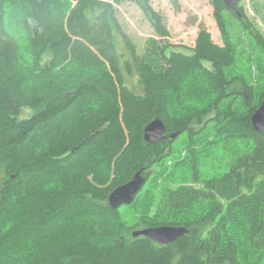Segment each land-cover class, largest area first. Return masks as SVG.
<instances>
[{
	"label": "trees",
	"instance_id": "obj_1",
	"mask_svg": "<svg viewBox=\"0 0 264 264\" xmlns=\"http://www.w3.org/2000/svg\"><path fill=\"white\" fill-rule=\"evenodd\" d=\"M158 1L0 0V264H264V133L251 125L264 30L244 5L210 0L223 45L200 28L179 46ZM126 2L153 31L141 50L117 16ZM67 18L82 37L71 49ZM155 120L166 138L150 145ZM186 133L183 152L171 136ZM142 169L130 224L109 197ZM167 225L188 233L133 237Z\"/></svg>",
	"mask_w": 264,
	"mask_h": 264
},
{
	"label": "rangeland",
	"instance_id": "obj_2",
	"mask_svg": "<svg viewBox=\"0 0 264 264\" xmlns=\"http://www.w3.org/2000/svg\"><path fill=\"white\" fill-rule=\"evenodd\" d=\"M41 1L44 2L43 5H55L63 0ZM175 3V0H162L160 3L159 1L157 2V6H160L162 10H165L167 25L170 29L171 36L169 41L171 43L189 48L194 47L200 28H206L211 33L214 42L220 46L223 45L221 33L213 16V7L210 0H178L177 3L180 7L179 10H177L176 6H174ZM242 5H244L246 12L257 24V26L264 30V1L239 0L237 6ZM117 16L119 17L120 23L122 24L125 32H127L132 37L138 50L143 49L145 41L152 37L153 31L150 30L148 22L144 19V16L138 7L132 3L126 2L124 5L118 8ZM64 23L67 39L69 38L71 43L68 49H71L76 42H79V40L82 39V37L79 34V36H74L73 32L69 30V27L66 25V23H68V18L64 20ZM121 42L123 43V41L119 38L117 41V48L119 53L122 55L124 54L127 58L128 56L123 46L124 43L122 44ZM95 46L96 44H91L92 51L89 52L92 53ZM100 51V49H96L94 54L106 63L109 73L112 76H115L114 67L108 60H104ZM181 51L186 52L185 50ZM110 59H112V56H110ZM126 83L137 93H141L143 90L141 88L139 79L135 74L134 76H127ZM28 115V112L25 111L24 116ZM186 139L187 133L181 135L176 142L175 145L179 144L180 147L178 149L180 151L183 150L184 152L187 149L188 146ZM222 151L224 152V149ZM225 156L228 157L229 154H226ZM226 162H228V160L223 163L225 164ZM199 171L201 173L200 169ZM123 207L130 206H122L120 209L123 213L124 220L131 224L132 221L126 215V213H124L125 210Z\"/></svg>",
	"mask_w": 264,
	"mask_h": 264
},
{
	"label": "water",
	"instance_id": "obj_3",
	"mask_svg": "<svg viewBox=\"0 0 264 264\" xmlns=\"http://www.w3.org/2000/svg\"><path fill=\"white\" fill-rule=\"evenodd\" d=\"M231 6H234L239 0H226ZM253 128L264 133V104L259 111L255 112L251 118ZM165 126L161 120H155L146 129L144 138L150 145L160 141L162 134L165 132ZM144 170L138 171L131 178L130 182L116 191L112 192L109 199V206L113 210H118L122 205H129L133 202L136 192L139 191L147 182V177L143 176ZM150 175V174H149ZM188 230L185 227L164 226L146 229L143 231H135L133 237H145L148 241L157 242L162 246L170 245L179 238L185 236Z\"/></svg>",
	"mask_w": 264,
	"mask_h": 264
},
{
	"label": "bare ground",
	"instance_id": "obj_4",
	"mask_svg": "<svg viewBox=\"0 0 264 264\" xmlns=\"http://www.w3.org/2000/svg\"><path fill=\"white\" fill-rule=\"evenodd\" d=\"M224 2H225V4L227 5V7H228L229 9H231V10H236L237 3H238V2H237L234 6H231V4H229L226 0H224ZM116 38H117V37H116ZM122 41H123V40H122ZM250 49H251V48H250ZM239 51H240V50H239ZM252 51H253V50H252ZM241 52H242V51H241ZM241 52H240V54H242ZM118 54H119V53H118ZM242 59H243V58H242ZM247 59H249V58L247 57ZM246 62H247V61H246ZM238 63H239V62H238ZM128 66H129V65H128ZM239 70H240V69H239ZM244 72H245V71H244ZM242 77H243V76H242ZM237 80H239V79H237ZM189 84H190V83H189ZM184 86H186V84H185ZM182 87H183V86H182ZM181 91H182V90H181ZM175 92H176V91H175ZM142 93H143V92H142ZM170 93H171V92H170ZM172 93H173V92H172ZM181 93H182V92H181ZM167 94H168V93H167ZM173 94H174V93H173ZM177 94H178V93H177ZM179 95H181V94H179ZM168 96H170V95H168ZM176 96H177V95H176ZM171 98H173V97H171ZM178 98H179V97H178ZM168 99H169V98H168ZM174 99H175V98H174ZM178 100H179V99H178ZM169 102H170V100H169ZM262 102H263V101H262ZM263 104H264V102L262 103V105H263ZM262 105H261V106H262ZM261 106H259V107L261 108ZM259 107H258V108H259ZM258 108H257V109H258ZM260 108H259V109H260ZM257 109H256V110H257ZM259 109H258L257 111H259ZM257 111H256V112H257ZM251 121H252V120H251ZM153 122H154V121H153ZM163 124H164V126L166 125L164 122H163ZM251 125H252V128H253V123H252ZM165 129H166V126H165ZM253 129H254V128H253ZM167 130H168V129H167ZM254 130H255V129H254ZM255 131H256V130H255ZM256 132L258 133V131H256ZM259 133L261 134L262 132H259ZM165 134H166V130H165V132L162 134V139H161L160 141H157V142H161V141H163V140L166 138V137H165ZM171 135H172V134H171ZM180 136H181V135H180ZM180 136H179V134H175V135H172V136H171V139L176 141V139H177L178 137H180ZM168 138H169V137H168ZM144 139H145V138H144ZM175 141H174V142H175ZM145 142H146V140H145ZM157 142H156V143H157ZM146 143L149 144L148 142H146ZM156 143H154V144H156ZM158 165H159V164H158ZM142 170H143V169H142ZM143 173H144V172H143ZM143 176H144V175H143ZM144 177H145V176H144ZM147 177H148V176H147ZM148 178H149V177H148ZM148 178H147V179H148ZM130 180H131V179H130ZM129 182H130V181H129ZM124 185H126V184H124ZM145 185H146V183H145ZM145 185H144V186H145ZM144 186H143L139 191L136 192V195H135V197H134L133 202L135 201L137 195L142 191V189L144 188ZM121 187H122V186H121ZM117 189H118V188H117ZM117 189H116V190H117ZM116 190H114V191H116ZM111 195H112V194H111ZM111 195H110V197H111ZM110 197H109V199H110ZM137 198H138V197H137ZM139 198H140V197H139ZM136 200H137V199H136ZM133 202H132L131 204H133ZM108 204H109V203H108ZM131 204H129V205H122V206H130ZM122 206H121V207H122ZM121 207H120V208H121ZM110 208H111V207H110ZM120 208H119L118 210H120ZM112 210H113V209H112ZM118 210H117V211H118ZM119 213H120V212H119ZM122 222H123V221H122ZM167 226H168V225H167ZM163 227H164V226H163ZM138 228H139V227H138ZM151 228H152V227H151ZM151 228H147V229H151ZM153 228H154V227H153ZM156 228H157V227H156ZM143 230H146V229H142V228H141V229L138 230V231H143ZM133 231H134V230H133ZM134 232H135V231H134ZM140 237H143V236H140ZM137 238H138V237H137ZM151 242H152V241H151ZM154 243H157V242H154ZM157 244H159V243H157ZM160 245H161V244H160ZM161 246H162V245H161ZM165 246H166V245H165Z\"/></svg>",
	"mask_w": 264,
	"mask_h": 264
}]
</instances>
